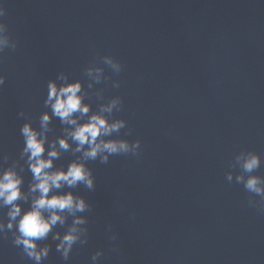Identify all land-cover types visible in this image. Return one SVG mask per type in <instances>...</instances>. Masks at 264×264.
Listing matches in <instances>:
<instances>
[{"label": "water", "instance_id": "1", "mask_svg": "<svg viewBox=\"0 0 264 264\" xmlns=\"http://www.w3.org/2000/svg\"><path fill=\"white\" fill-rule=\"evenodd\" d=\"M3 6L17 46L0 53L1 87L24 122L39 129L40 115L51 111L50 79L79 80L89 116L121 99L104 114L126 126L105 139L140 140L138 154L87 161L95 187L71 189L88 201L79 215L107 264H264V211L248 204L260 197L235 180L237 156L247 151L261 163L245 177L264 180V0ZM106 55L120 61L119 73ZM72 127L53 116L48 144ZM70 143L56 167L81 157Z\"/></svg>", "mask_w": 264, "mask_h": 264}, {"label": "clouds", "instance_id": "2", "mask_svg": "<svg viewBox=\"0 0 264 264\" xmlns=\"http://www.w3.org/2000/svg\"><path fill=\"white\" fill-rule=\"evenodd\" d=\"M5 8L3 0H0V53L5 49H15L17 42L11 38L7 24L3 17ZM104 62L115 72L119 73L122 65L118 59L111 55L104 57ZM99 72V69H97ZM92 69H89V75ZM58 79L67 81L62 73ZM5 76L0 74V86L4 84ZM119 86V82L115 84ZM82 84L79 80L58 84L56 79L47 82V97L45 106L51 111H44L40 115V127L35 128L30 120H25L20 128L24 139V145L20 153L26 158L28 170L32 174V181L27 191L23 189L24 177L21 174L22 168L17 169L13 162L7 167L0 166V209L7 208V220L0 218V234L11 231L13 243L34 262H41L48 256L50 245L43 243L51 234V239L56 241V251L67 260L74 244L79 241L85 243L87 240L86 222L84 215L89 204L83 195L73 192L71 189L83 185L91 190L95 187V177L92 170L87 166V161L99 158L101 163H107L110 156L115 154H138L140 140L129 141L126 138H108L112 133L119 132L126 126V120L115 119L109 121L105 112L111 113L121 103L120 97H116L103 107L100 112H90V105L84 102L81 93ZM80 117L88 116L80 122L74 115ZM23 116V111L20 112ZM59 118L62 123L72 125L66 135L58 137L50 144L47 142V132L52 117ZM70 138V139H69ZM71 142L75 143L74 152H80L81 157L71 160L67 167L55 166V161L60 157L61 152L71 149ZM45 153H47L45 155ZM7 159V157H4ZM242 172L235 177L236 183H242L244 188L260 201L249 199L250 207L260 208V202L264 201V180L258 175H248L260 167V156L257 152H241L237 156ZM228 182H232L233 174H226ZM67 187L68 191H60ZM21 202L29 203L27 208ZM68 216H72V222L67 229L61 233L53 231L59 223L65 225ZM111 239L115 240V233ZM103 250H97L92 254V264H97L102 256Z\"/></svg>", "mask_w": 264, "mask_h": 264}]
</instances>
